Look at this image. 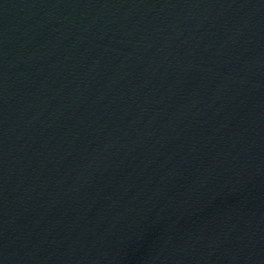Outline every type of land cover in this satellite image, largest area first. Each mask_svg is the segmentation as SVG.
<instances>
[{"label": "water", "instance_id": "1", "mask_svg": "<svg viewBox=\"0 0 264 264\" xmlns=\"http://www.w3.org/2000/svg\"><path fill=\"white\" fill-rule=\"evenodd\" d=\"M0 264H264V0H0Z\"/></svg>", "mask_w": 264, "mask_h": 264}]
</instances>
